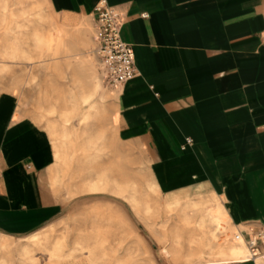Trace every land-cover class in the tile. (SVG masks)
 Listing matches in <instances>:
<instances>
[{
	"label": "crops",
	"instance_id": "0c3cea01",
	"mask_svg": "<svg viewBox=\"0 0 264 264\" xmlns=\"http://www.w3.org/2000/svg\"><path fill=\"white\" fill-rule=\"evenodd\" d=\"M100 1L47 0L61 17L93 20ZM105 1L124 15L138 69L116 89L119 139L150 152L162 194L215 193L234 234L250 238L264 225V0ZM54 162L48 132L0 89L1 234L25 235L62 213Z\"/></svg>",
	"mask_w": 264,
	"mask_h": 264
},
{
	"label": "rangeland",
	"instance_id": "374dc122",
	"mask_svg": "<svg viewBox=\"0 0 264 264\" xmlns=\"http://www.w3.org/2000/svg\"><path fill=\"white\" fill-rule=\"evenodd\" d=\"M52 32L48 47L40 36ZM96 37L92 17H61L47 0H0V89L48 132L49 183L63 209L25 235L0 233V264L234 262L219 239L197 249L191 238L199 233L194 204L213 193L162 194L150 152L119 139L117 90L105 81ZM227 228L223 245L241 242Z\"/></svg>",
	"mask_w": 264,
	"mask_h": 264
},
{
	"label": "built area",
	"instance_id": "2783aa9c",
	"mask_svg": "<svg viewBox=\"0 0 264 264\" xmlns=\"http://www.w3.org/2000/svg\"><path fill=\"white\" fill-rule=\"evenodd\" d=\"M95 11L96 53L107 85L117 89L138 75L134 49L121 38V27L124 22V15L121 12L109 6L105 0L98 3ZM147 16V13L142 14L144 18ZM192 144V139L187 137L182 148L185 149L186 145ZM235 240L245 243L248 250L246 260L255 263L264 260V225L257 228L248 239L242 234H235Z\"/></svg>",
	"mask_w": 264,
	"mask_h": 264
},
{
	"label": "bare ground",
	"instance_id": "6f19581e",
	"mask_svg": "<svg viewBox=\"0 0 264 264\" xmlns=\"http://www.w3.org/2000/svg\"><path fill=\"white\" fill-rule=\"evenodd\" d=\"M55 38V32L40 36L41 41L48 47L52 46ZM157 191L159 190L157 189ZM212 195L214 200L203 199L194 204L197 207L194 210L195 214L193 218L194 222L198 223L199 233L197 238L195 235L191 237L192 241L197 242V249H203L204 247L210 246V242H212L213 239H219V248L221 252H224L228 256L229 260L238 261L246 259L247 248L242 242H234L233 245L227 247L223 245L222 242L228 240L229 234L227 226L230 224V218L220 198L215 193ZM221 235L227 238L223 239ZM221 239H223V241H221ZM225 247L226 249L223 251L222 249Z\"/></svg>",
	"mask_w": 264,
	"mask_h": 264
}]
</instances>
